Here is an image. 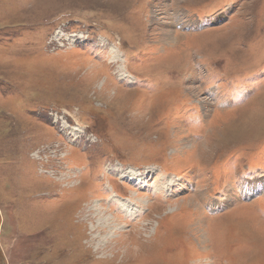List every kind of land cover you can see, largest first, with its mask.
I'll list each match as a JSON object with an SVG mask.
<instances>
[{
  "label": "rangeland",
  "instance_id": "1",
  "mask_svg": "<svg viewBox=\"0 0 264 264\" xmlns=\"http://www.w3.org/2000/svg\"><path fill=\"white\" fill-rule=\"evenodd\" d=\"M0 264H264V0H0Z\"/></svg>",
  "mask_w": 264,
  "mask_h": 264
},
{
  "label": "bare ground",
  "instance_id": "2",
  "mask_svg": "<svg viewBox=\"0 0 264 264\" xmlns=\"http://www.w3.org/2000/svg\"><path fill=\"white\" fill-rule=\"evenodd\" d=\"M172 23H173V22H172ZM163 40H164V39H163ZM69 54H72V53H69ZM73 54H74V53H73ZM73 54H72V55H73ZM81 62H82V61H81ZM84 63H85V62H84ZM92 68H93V67H92ZM94 68H95V67H94ZM119 68H120V67H119ZM92 70H93V69H92ZM120 76L123 77L124 74L120 72ZM189 88H190V87H189ZM191 90H192V88H191ZM192 92H193V91H192ZM86 153H87V152H86ZM87 157H88V156H87ZM90 162H91V161H89V163H90ZM85 163H87V162H85ZM87 164H88V163H87ZM91 165H92V164H91ZM84 166H85V165H84ZM90 168H91V167H90ZM134 172H135V170H134ZM136 174H137V173H136ZM131 179H133V178H131ZM133 196H134V195H133ZM118 200H119L120 204L124 207L125 202H123L122 199L120 200V198H118ZM125 200H126V199H125ZM128 200H129V199H128ZM115 201H117V200H115ZM135 201H136V200H135ZM135 201H134V202H135ZM117 202H118V201H117ZM142 202H143V201H142ZM191 202H192V201H191ZM94 203H95V202H94ZM94 203H93V204H94ZM127 203H129V202H127ZM130 203H131V202H130ZM132 207H133V206H132ZM90 209H91V208H90ZM129 209H130V208H129ZM93 211H95V210H93ZM93 211H92V212H93ZM102 211H103V210H102ZM98 212H99V211H98ZM127 212H128V211H127ZM93 213H94V212H93ZM103 213H104V211H103ZM98 214H99V213H98ZM100 215H101V213H100ZM105 216H106V215H105ZM105 224H106V223H105ZM111 225H112V224H111ZM103 226H104V225H103ZM106 226H107V225H106ZM106 228H107V227H106ZM108 228H109V227H108ZM108 228H107V229H108Z\"/></svg>",
  "mask_w": 264,
  "mask_h": 264
},
{
  "label": "trees",
  "instance_id": "3",
  "mask_svg": "<svg viewBox=\"0 0 264 264\" xmlns=\"http://www.w3.org/2000/svg\"><path fill=\"white\" fill-rule=\"evenodd\" d=\"M69 16V15H68ZM71 18H73V17H71Z\"/></svg>",
  "mask_w": 264,
  "mask_h": 264
}]
</instances>
